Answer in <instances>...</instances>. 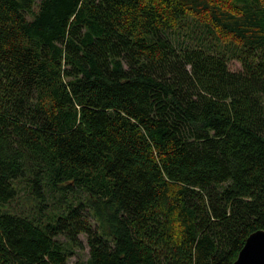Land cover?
Masks as SVG:
<instances>
[{
    "label": "trees",
    "instance_id": "1",
    "mask_svg": "<svg viewBox=\"0 0 264 264\" xmlns=\"http://www.w3.org/2000/svg\"><path fill=\"white\" fill-rule=\"evenodd\" d=\"M257 231L264 0H0V264L81 235L87 264H233Z\"/></svg>",
    "mask_w": 264,
    "mask_h": 264
},
{
    "label": "water",
    "instance_id": "2",
    "mask_svg": "<svg viewBox=\"0 0 264 264\" xmlns=\"http://www.w3.org/2000/svg\"><path fill=\"white\" fill-rule=\"evenodd\" d=\"M233 264H264V231L249 235Z\"/></svg>",
    "mask_w": 264,
    "mask_h": 264
},
{
    "label": "rangeland",
    "instance_id": "3",
    "mask_svg": "<svg viewBox=\"0 0 264 264\" xmlns=\"http://www.w3.org/2000/svg\"><path fill=\"white\" fill-rule=\"evenodd\" d=\"M228 67L231 71H238L240 69V64L232 60L228 63ZM87 217L89 221L92 223V225L95 227L96 223L92 219V217L89 215ZM79 238L82 241L84 248L82 251L78 252L76 255L71 257L68 261V264H87V259L89 257V247L87 245V240L84 235H81Z\"/></svg>",
    "mask_w": 264,
    "mask_h": 264
}]
</instances>
